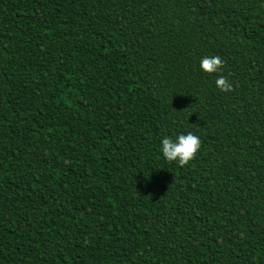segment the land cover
Segmentation results:
<instances>
[{
    "label": "trees",
    "instance_id": "16d2710c",
    "mask_svg": "<svg viewBox=\"0 0 264 264\" xmlns=\"http://www.w3.org/2000/svg\"><path fill=\"white\" fill-rule=\"evenodd\" d=\"M0 264H264V0H0Z\"/></svg>",
    "mask_w": 264,
    "mask_h": 264
},
{
    "label": "clouds",
    "instance_id": "9594fccd",
    "mask_svg": "<svg viewBox=\"0 0 264 264\" xmlns=\"http://www.w3.org/2000/svg\"><path fill=\"white\" fill-rule=\"evenodd\" d=\"M200 66L203 71L211 74L219 71L224 66V61L219 55L205 56L201 59ZM215 83L221 91L233 89V85L224 76L217 78ZM200 148L201 140L192 132L179 134L175 140L165 137L161 145V150L167 161H178L180 166L188 165L195 158Z\"/></svg>",
    "mask_w": 264,
    "mask_h": 264
}]
</instances>
